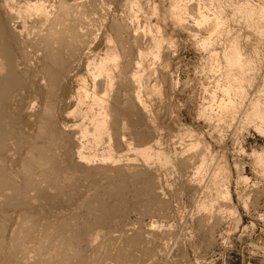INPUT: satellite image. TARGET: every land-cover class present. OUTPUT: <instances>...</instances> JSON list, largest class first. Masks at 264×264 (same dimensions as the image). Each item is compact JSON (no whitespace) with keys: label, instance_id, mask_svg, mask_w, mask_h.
<instances>
[{"label":"bare ground","instance_id":"1","mask_svg":"<svg viewBox=\"0 0 264 264\" xmlns=\"http://www.w3.org/2000/svg\"><path fill=\"white\" fill-rule=\"evenodd\" d=\"M258 1L255 5L248 0L230 2L226 14L223 6L211 12L200 3L190 6L185 0H168L161 16L193 38L197 49L207 55L209 70L217 73L215 91L224 100L212 91L210 103L201 100L199 117L230 126L242 115L246 125L252 124L264 136V94L261 99L248 93L264 61L259 47L249 49L248 37L242 40L227 25L237 19L245 30L263 38L264 0ZM111 4V0H0V213L19 209L25 220L12 237L13 249L24 248L23 252L9 262L0 250V264L145 263L146 257L139 259L135 253L153 241L133 228L101 236L107 260L100 263L88 261L76 249L52 245L64 233L62 226L48 239L31 241L36 229L33 211L44 204L59 205L62 196L76 194L78 179L73 173L77 170L85 178L91 171L107 175L110 187H102L80 206L89 214L99 212L98 225L113 216L104 196L119 199L128 193L141 208L164 211L167 185L160 178L167 168L192 170L189 182L204 196L197 203L203 213L200 223L220 222L221 203L214 208L219 198L228 199L224 167L215 163L211 148L187 129L179 146L164 149L154 114L150 116L147 109L145 98L160 94L150 80L158 78L165 43L163 31L153 22L156 4L150 3L147 13L139 0H123V9L110 14ZM220 42L223 47L218 52ZM15 162L20 168L12 171ZM210 169L205 184L201 174ZM170 228L162 231L164 247L174 235ZM77 234L86 231L80 227Z\"/></svg>","mask_w":264,"mask_h":264},{"label":"rangeland","instance_id":"2","mask_svg":"<svg viewBox=\"0 0 264 264\" xmlns=\"http://www.w3.org/2000/svg\"><path fill=\"white\" fill-rule=\"evenodd\" d=\"M111 1L110 14H115L123 9L121 6L123 0ZM242 1L244 0H185L186 3H184L190 4V6L200 3L211 12L218 9L219 6H223L228 14L227 5L230 2L241 4ZM248 1L254 5L259 2L258 0ZM139 2L147 13L149 11L147 6L150 3L156 4L158 14L153 22H157L165 38L161 50L162 57L160 56L161 64L158 62L157 65L159 70L157 81L156 79L150 80V85L156 84V88L159 86L160 94L148 95L149 99L148 96L145 98L147 107H149L147 109L148 111L151 109L150 116L151 114L155 115L153 117L156 119L157 135L158 138H161L164 149L171 151L173 147L179 146L181 141L179 139L184 136L183 132L186 133L187 129L197 134L196 137L211 148L213 156H215V163L224 167V176L228 178V181H224L225 187L228 189V197H226L228 199L217 198L220 202L216 203L214 208L216 211L221 203L220 222L217 224L210 219L207 220L209 222L206 221L207 223H200L203 213L199 211L200 204L197 205V203L204 196L189 182L192 170L176 171L174 168H167L166 173L162 172L163 175H166H162L160 178L161 182L164 181L163 184L167 185L166 193L164 192L165 199L162 197L163 201H166L167 210L159 212L156 209L153 210V207L141 208L139 201L128 193L119 199L104 196L103 201L106 209L110 210L113 216L104 224L98 225L95 221L99 212L94 211L89 214L80 206L87 197H93L97 192L99 193L102 187H110L109 181H106L107 175L100 173V176L104 175L100 177L102 180L98 178L97 172L96 174L93 171V174L91 171L86 180L81 174L82 172L77 170L75 174L73 173L75 179H78L76 194L71 197L62 196L60 198L62 202L59 205L44 204L40 209L33 211L31 220L34 221L36 229L31 236V241L36 243L38 240L48 239L52 237L56 227L62 226L65 228L64 233L58 234V241L52 242V245L57 248L68 246L76 249L88 261L93 260L100 263L107 260L104 255V246L101 245V236L109 235L108 233L116 236L121 234L119 232L124 228H133L153 241L152 243L149 241V246H146L147 242L137 248L136 257L138 256L139 259L146 257L143 260L145 263L139 264H149V261L154 262L153 264H264V136L258 135L251 127L252 124L246 125L247 121L244 122L242 115H238L237 120L230 124L231 127L228 123L225 125V123L216 120L206 121L199 117L198 111L203 101L210 103L209 96L212 91L216 90L214 78L217 73H212L213 71L209 70L207 55L197 49L198 47L191 36L182 30L174 29L168 21H162L161 15L168 7V0H139ZM235 20L228 22L229 29H232L236 36L242 40H246L248 37L249 49L251 47L258 49L259 47V54L264 61V37L260 38L255 35L254 31L245 30L243 25ZM188 22L191 24V21ZM170 42L173 46L169 45ZM167 44L170 47L166 46ZM222 47V42H220L216 47L217 51L219 52ZM259 72L254 87L249 89L248 93L250 96L256 98L261 96L260 98L263 99L264 62L261 64ZM160 74L162 79L164 78L163 80L159 79ZM219 92L218 90L216 92L217 98L220 97L224 100L222 93ZM214 108L216 109V106ZM210 126L212 127L210 128ZM126 138L130 139V136L127 135ZM187 139L185 137L186 142ZM26 155V153H22L23 157ZM258 159H262L263 163H259ZM19 168L17 162L11 166L12 171H17ZM168 169L175 171H170V173ZM206 174H201V179L205 184L209 182L212 169ZM239 176L245 178L246 181L241 180ZM131 188L129 187V190ZM214 198L216 197L214 196ZM146 201L147 199L143 203ZM24 222L23 212L19 209L5 208L0 213V250L5 253L9 262L24 250V248L13 249L12 246L13 233L18 231ZM152 225L155 227L153 228ZM168 226L171 227V232L174 235L169 237V243H166L167 247L166 245L164 247L163 244L161 245L163 243L161 236L162 231ZM80 227L86 231V234H77ZM148 233L152 235H148ZM55 238L56 235L52 241ZM167 240L166 242H168ZM94 249L95 252H93Z\"/></svg>","mask_w":264,"mask_h":264}]
</instances>
